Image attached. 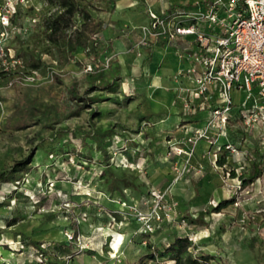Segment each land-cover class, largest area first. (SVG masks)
Segmentation results:
<instances>
[{
    "label": "rangeland",
    "instance_id": "rangeland-1",
    "mask_svg": "<svg viewBox=\"0 0 264 264\" xmlns=\"http://www.w3.org/2000/svg\"><path fill=\"white\" fill-rule=\"evenodd\" d=\"M58 10L48 0L19 2L3 39L23 67L0 72V173L33 162L20 185H0V264H135L176 236L192 240L193 256L212 255L209 264H264V172L245 188L239 179L253 161L264 164V124L248 130L238 116L247 93L233 91L227 134L215 146L192 147L187 134L205 116L184 115L176 102L173 76L186 67L161 57L153 70L143 67L152 42L136 46L144 26L125 55L112 47L115 31L98 37L97 51L78 49L62 64L43 32V19ZM89 62L98 68L85 72ZM146 264L175 263L158 256Z\"/></svg>",
    "mask_w": 264,
    "mask_h": 264
},
{
    "label": "built area",
    "instance_id": "built-area-1",
    "mask_svg": "<svg viewBox=\"0 0 264 264\" xmlns=\"http://www.w3.org/2000/svg\"><path fill=\"white\" fill-rule=\"evenodd\" d=\"M19 2L23 0H0V72L14 73L23 67L22 59L10 48L5 51L3 42L13 29L11 18ZM148 14L151 22L136 46L145 45V36L152 42L181 44V53L190 60L173 76L181 112L189 116L206 112L203 124L188 132L189 145L204 140L215 146L217 138L227 134L235 90L247 93L237 106L243 126L249 130L264 124V0H195L163 13L149 9ZM98 44L97 36L84 51H94ZM102 64L108 66L110 58ZM98 65L89 62L84 71H95Z\"/></svg>",
    "mask_w": 264,
    "mask_h": 264
},
{
    "label": "trees",
    "instance_id": "trees-1",
    "mask_svg": "<svg viewBox=\"0 0 264 264\" xmlns=\"http://www.w3.org/2000/svg\"><path fill=\"white\" fill-rule=\"evenodd\" d=\"M102 0H48V3L54 4L58 7V11L55 14L49 15L43 19V32L47 42L54 45L58 51L59 61L62 64H69L73 59V54L78 49L85 50L90 46L94 38L104 29L103 21L98 20L89 10H98L96 3ZM97 51V48H94ZM38 64L34 61L31 62L32 68H37ZM33 162L32 157L16 161L14 165L0 173V185L3 183L12 182L16 185L22 183L24 175L30 169V165ZM218 165L224 164V157L217 159ZM264 172V164L261 160L253 161L248 173L241 174L240 188H245L260 178ZM233 176L234 172L231 173ZM235 198L223 199L214 207V211L219 212L221 209L232 204ZM190 223L204 224L203 219L200 217L192 218L188 217ZM37 249L41 250V241H29ZM195 245L188 236H176L166 246L161 249H157L155 246H149L152 248L151 253H147L139 258L135 264H146L148 261H154L157 257L167 256L173 260L175 264H209V261L213 259L210 254H202L193 256L189 249ZM68 249H71V245L68 244ZM49 264H59L54 261L47 260ZM224 264H229L225 262Z\"/></svg>",
    "mask_w": 264,
    "mask_h": 264
},
{
    "label": "crops",
    "instance_id": "crops-1",
    "mask_svg": "<svg viewBox=\"0 0 264 264\" xmlns=\"http://www.w3.org/2000/svg\"><path fill=\"white\" fill-rule=\"evenodd\" d=\"M194 1L195 0H102L100 2L102 6H98L99 9L95 10L96 13L93 14L96 19L103 21L104 24V29L98 34V37L100 39H105L110 36L113 38L116 31L119 37L113 41L112 47L117 52H121L125 55L127 54L124 50L125 47H132L133 42L139 39L140 35L138 28L140 26L147 27V25L150 24L149 9L156 13H163L174 6H188L193 4ZM145 37L149 39V36ZM173 49V47L162 46L150 42L149 47L142 49L143 57L147 52V56L143 58V67H145V64H148V71L153 70L154 67L152 64L155 63L156 57H161L164 60L168 59L172 68L188 67L190 65V60H188L183 53L176 56ZM78 53L81 54L82 50ZM157 79L160 85L163 79L160 77H157ZM205 114L206 112H200L198 116L202 117L205 116Z\"/></svg>",
    "mask_w": 264,
    "mask_h": 264
}]
</instances>
